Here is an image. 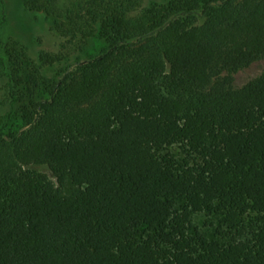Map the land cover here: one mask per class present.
<instances>
[{"label":"trees","instance_id":"trees-1","mask_svg":"<svg viewBox=\"0 0 264 264\" xmlns=\"http://www.w3.org/2000/svg\"><path fill=\"white\" fill-rule=\"evenodd\" d=\"M143 3L24 0L106 43L55 81L0 43V264H264V71L212 85L264 57V0Z\"/></svg>","mask_w":264,"mask_h":264},{"label":"rangeland","instance_id":"rangeland-1","mask_svg":"<svg viewBox=\"0 0 264 264\" xmlns=\"http://www.w3.org/2000/svg\"><path fill=\"white\" fill-rule=\"evenodd\" d=\"M143 1L145 7L167 2ZM0 25V43H16L19 51L34 65L42 67V55L60 58L53 64L44 65L40 71L42 78L50 81L58 80L65 73L76 70V63L87 61L88 57L100 54L106 47L105 41L99 37L88 39L81 47L68 44L69 38L55 27L53 17L43 12L29 11L24 5V0H0ZM263 71L264 57L235 71L222 73L213 78L212 85L224 79L222 84L226 89L237 90ZM7 82L8 78L0 68V128L6 123L11 127H21V105L9 97ZM192 226L212 239L217 235L219 224L214 216L201 212L193 217Z\"/></svg>","mask_w":264,"mask_h":264}]
</instances>
